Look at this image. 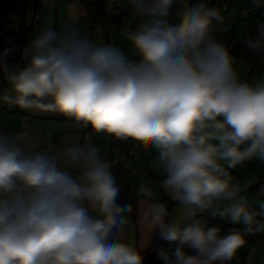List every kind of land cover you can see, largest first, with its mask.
Listing matches in <instances>:
<instances>
[{"label": "clouds", "instance_id": "obj_1", "mask_svg": "<svg viewBox=\"0 0 264 264\" xmlns=\"http://www.w3.org/2000/svg\"><path fill=\"white\" fill-rule=\"evenodd\" d=\"M114 8L134 18L124 32L130 53L68 22L31 39L23 68L2 65L9 106L60 113L92 131L56 145L28 126L0 130V264H144L121 239L130 205L118 203L121 188L92 133L154 153L149 167L166 176L161 188L177 205L158 204L151 217L160 239L176 244L158 250L163 264H230L246 237L264 232V187L250 200L229 171L264 162V78L241 80L215 35L225 20L218 7L107 0ZM244 43L264 53V21ZM139 194L153 192L141 184ZM205 214L244 227L221 235Z\"/></svg>", "mask_w": 264, "mask_h": 264}, {"label": "crops", "instance_id": "obj_2", "mask_svg": "<svg viewBox=\"0 0 264 264\" xmlns=\"http://www.w3.org/2000/svg\"><path fill=\"white\" fill-rule=\"evenodd\" d=\"M92 1L95 0H36V2H31L27 10V23L33 28V31L30 34V41L45 27L60 28L64 24L71 22L74 25L79 24L82 33L91 40L95 34H100L102 37L104 36L103 43L119 46L121 42V33L124 32V30H116L115 27L119 26H112L106 31V33H104L103 28L96 25L92 31L87 19V11L85 8V3ZM202 2L209 6L211 4V0H203ZM238 4L240 7L241 1ZM216 5L222 10L218 1L216 2ZM124 9L127 10V8ZM14 24V28L7 36L9 47H16V36L14 32L17 24L15 22ZM97 26L101 28V31L99 30L96 33L95 29ZM28 44L18 51V59L20 62L19 68L25 66L24 57L26 56V47ZM4 46L5 45L1 44V47ZM0 53H2V50ZM5 63L6 60L0 61V64L2 65ZM234 67L237 69L241 80L244 82L254 83L257 80L264 78V66H261L260 69L254 70L251 74V64L244 58L235 59ZM5 94L15 95L11 92L9 84H6L0 79V97ZM23 124L31 127L36 132L59 141V143L66 139L83 138L85 134L91 133V131H85L81 124H78L73 119L66 117L63 114L23 110L14 105L9 106L8 103L0 99V130H7L6 134H15ZM92 140L94 143L101 146L102 156L109 162L110 136L92 133ZM115 155L120 156L118 152H116ZM153 156V152L137 147L136 153L133 156H122L124 164L129 169L128 185L137 196V216L135 219L126 221L121 233V239L125 242L135 244L142 252H152L159 260H161L158 255V250L162 247L171 253L174 243L170 244L161 240L158 231L153 230L151 226V217L154 214L155 206L158 204H165L163 202L164 196L170 199L160 185V182L165 179L166 176H164L162 172L155 171L149 167ZM234 170L235 172L232 176L235 181L241 184H248L251 186L259 179L257 186L251 190L253 195H246L250 200L254 201L258 199L260 197L261 188L264 187V162L253 159L234 168ZM141 184H147L150 187L153 192L151 198L139 194ZM255 205L256 204L253 203V207H255ZM171 206L175 207L177 205L171 200V205L167 206V208L169 209ZM204 217L208 220L207 216ZM216 218L218 219L219 224H225L226 221H223L218 217ZM228 225H233L239 228L244 227L242 224H232L231 222Z\"/></svg>", "mask_w": 264, "mask_h": 264}, {"label": "trees", "instance_id": "obj_3", "mask_svg": "<svg viewBox=\"0 0 264 264\" xmlns=\"http://www.w3.org/2000/svg\"><path fill=\"white\" fill-rule=\"evenodd\" d=\"M31 2H36V0H6L7 5L14 14V22L17 24L15 30L16 36V48L17 54L15 57L1 56L0 61L6 60V63H11L18 59V51L23 46L27 45L30 42V34L33 31L31 25L27 23V10ZM107 0H95L92 2H86L85 8L87 11V19L89 25L93 31L96 25H99L103 28L104 33L112 26H121L125 17L127 16V10L124 8H114L111 13H108L106 10ZM216 0H211L210 6L216 5ZM173 6L172 13H174ZM239 8H244L240 6ZM264 21V6L261 11L256 15H251L246 17L245 27L241 34L237 33L236 24L230 30H220L215 35L220 42L225 43L229 47L231 55L235 59L244 58L251 64V74L254 70L260 69L261 64L264 60V53L253 54L250 53L247 49L244 41L245 39L255 36L258 23ZM138 22V21H137ZM108 44V43H107ZM85 131H92L91 128H85ZM126 141H119L114 137L110 136L109 142V162L112 164V171L116 176L117 184L121 188V194L118 200V203L130 205V210L127 213V220L135 219L137 216V196L133 193L128 185V174L129 169L124 164L122 156L124 154V145ZM118 152L120 156H116L115 153ZM231 175L234 174V169H229ZM163 202L166 206L171 205V200L166 196L163 197ZM208 217V226L218 225L221 230V235L226 234L230 229H242L233 225L228 224H219L217 218H213L210 214H205ZM200 218V217H198ZM256 240L259 238L256 237ZM176 244L173 245V250L175 249ZM188 254H194L191 249H184ZM158 259V258H157ZM158 264H163L162 260L158 259ZM230 264H246L244 258L242 257L239 262L234 258Z\"/></svg>", "mask_w": 264, "mask_h": 264}, {"label": "rangeland", "instance_id": "obj_4", "mask_svg": "<svg viewBox=\"0 0 264 264\" xmlns=\"http://www.w3.org/2000/svg\"><path fill=\"white\" fill-rule=\"evenodd\" d=\"M240 1L241 0H231L230 3L227 5V9L221 10L222 15H224L225 17L224 24L221 26L222 30L225 31L230 30L236 24L235 26L237 28V33L238 34L242 33L245 27L246 17L247 18L250 17L251 14L248 12L246 8H239L238 3ZM176 7L177 6H175L174 9V15H175ZM13 19H14V14L7 5L6 0H0V52L2 50V53L4 52L5 49L9 47V41L7 36L9 32L14 28L15 24ZM133 24H134V18L130 15L129 10L127 9V16L125 17L123 24L115 28L116 30H124L125 32ZM99 30L101 31V28L97 26L95 32L97 33V31ZM124 32L121 33V38H120L121 42L119 47L121 48L123 47L122 49L130 53V45L124 38ZM103 38L104 36L102 37V35L100 34H95L94 37L92 38V41L96 43H103ZM1 44L5 46L1 47ZM261 66H264V62H262ZM258 182L259 179L256 180L251 186H249V188L247 189L246 193H244V195L252 194L251 190L252 188H255L257 186ZM176 207L177 206L169 207L170 212L174 211ZM258 219L264 220V217H258ZM223 221H226L225 224H230V221L228 220H223ZM254 237H258L259 239L258 240H256L255 238L246 239L245 246L240 250H238L237 256L235 257L237 262H239L243 257L244 262L246 264L248 263L264 264V232L257 233L256 235H254Z\"/></svg>", "mask_w": 264, "mask_h": 264}, {"label": "built area", "instance_id": "obj_5", "mask_svg": "<svg viewBox=\"0 0 264 264\" xmlns=\"http://www.w3.org/2000/svg\"><path fill=\"white\" fill-rule=\"evenodd\" d=\"M220 3L222 10L227 9V5L230 3L231 0H216ZM188 2L190 4L192 3H197L198 0H188ZM258 4V6H257ZM257 4L253 3V0H241V6H243L244 8H246L248 10V12L251 15H256L258 14L262 7L264 6V0H257ZM78 26L80 29V25H76ZM82 31V30H81ZM7 49H9V53L8 56L11 57H15L17 54V48L16 47H8ZM6 65L9 66L10 69L12 70H16L20 67V62L19 59H17L16 61L14 60V62L11 63H5ZM0 79H2L3 82L8 83L6 78H5V74L3 71V66L2 64H0ZM22 126H27L26 124H23ZM7 132V130H5ZM53 144L59 145V141L53 140L51 139ZM136 153V147L133 144V142L131 141H126L125 145H124V154L123 156H133ZM256 238L254 236H250V237H246V239H253ZM142 255L144 256V264H158V259L157 257L152 253V252H148V251H144L142 252Z\"/></svg>", "mask_w": 264, "mask_h": 264}]
</instances>
